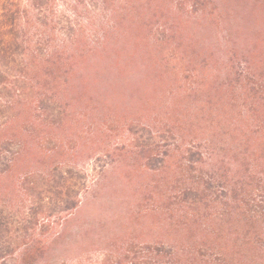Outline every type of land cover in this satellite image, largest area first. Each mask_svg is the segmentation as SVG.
Segmentation results:
<instances>
[{
	"label": "trees",
	"instance_id": "trees-1",
	"mask_svg": "<svg viewBox=\"0 0 264 264\" xmlns=\"http://www.w3.org/2000/svg\"><path fill=\"white\" fill-rule=\"evenodd\" d=\"M124 161L128 264H264V0H0V264H68Z\"/></svg>",
	"mask_w": 264,
	"mask_h": 264
},
{
	"label": "rangeland",
	"instance_id": "rangeland-1",
	"mask_svg": "<svg viewBox=\"0 0 264 264\" xmlns=\"http://www.w3.org/2000/svg\"><path fill=\"white\" fill-rule=\"evenodd\" d=\"M107 160V159H106ZM105 159L100 161H88L85 164L86 169H88L89 174L93 177L99 171V166H103ZM114 164H110L103 170V175L109 174L110 179L115 185L116 188L112 189L107 186L105 188V196L98 200V202H91V199L88 200L87 206L89 210L92 205L95 203L102 204V207L105 211V214L113 213L115 217L113 220L107 219L105 216L103 220L101 215H94L93 220H89L94 226H98L97 231L91 233L89 238L87 233L83 234V238H76L74 234L71 233L68 229L67 231V242L68 238H75L73 241L76 244L77 251L73 254V258L68 260V264H128V260L134 256L146 257L149 255L150 251L147 248L148 246H160L157 243L161 242V232L158 230L161 223L155 220H159L163 224L165 223L161 218H153L151 213L142 211L137 207L136 199L137 193L129 188V186L123 182H128L130 173L128 171L129 164L127 161H124L117 166L112 168ZM115 171V172H114ZM139 180L134 178L132 186H138ZM118 195L122 201L118 199ZM148 204V202H145ZM129 211L128 217H125V212ZM134 211V214H133ZM82 218L90 212H84ZM92 213V212H91ZM120 213H122V218H120ZM79 216V217H80ZM88 216V215H87ZM90 216V214H89ZM85 224L80 219H75L70 222L68 228H74L78 230L81 226ZM169 231V232H168ZM166 235L170 236V243L172 244V239L177 235L176 229L173 226L172 228L166 230ZM100 234V235H99ZM66 237V236H65ZM93 241L91 244L90 242ZM168 241V239H166ZM187 241V234L185 235L184 244ZM90 244V246H88ZM167 244V243H166ZM53 250V249H52ZM50 250V260L57 264H63L66 262L65 255L58 253L56 255L55 251ZM128 251L132 253L128 254ZM65 260V261H64ZM67 264V263H66Z\"/></svg>",
	"mask_w": 264,
	"mask_h": 264
}]
</instances>
